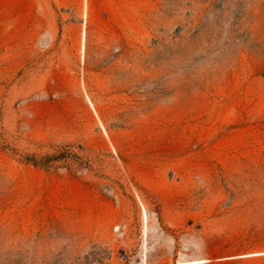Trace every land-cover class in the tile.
<instances>
[{
	"label": "rangeland",
	"instance_id": "374dc122",
	"mask_svg": "<svg viewBox=\"0 0 264 264\" xmlns=\"http://www.w3.org/2000/svg\"><path fill=\"white\" fill-rule=\"evenodd\" d=\"M264 264V0H0V264Z\"/></svg>",
	"mask_w": 264,
	"mask_h": 264
},
{
	"label": "bare ground",
	"instance_id": "6f19581e",
	"mask_svg": "<svg viewBox=\"0 0 264 264\" xmlns=\"http://www.w3.org/2000/svg\"><path fill=\"white\" fill-rule=\"evenodd\" d=\"M200 260H193V261H189V262H185L187 264H190V263H195V262H199Z\"/></svg>",
	"mask_w": 264,
	"mask_h": 264
}]
</instances>
